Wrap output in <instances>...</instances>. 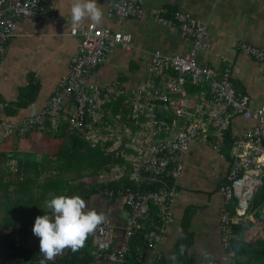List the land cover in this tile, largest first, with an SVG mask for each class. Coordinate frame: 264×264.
<instances>
[{
    "label": "crops",
    "instance_id": "0c3cea01",
    "mask_svg": "<svg viewBox=\"0 0 264 264\" xmlns=\"http://www.w3.org/2000/svg\"><path fill=\"white\" fill-rule=\"evenodd\" d=\"M112 1L97 0L103 15L96 26L131 33L133 48L128 51L120 46L114 47L105 62L93 71L91 85L101 88L119 85L129 92L148 79L154 51L186 54L191 43L182 37L179 27L158 23L152 15L158 13L163 17H173L176 12H183L202 20L208 28L210 49L200 54V63L215 69L231 65L236 91L249 95L253 108H264V63L242 53L238 47L240 42H247L264 49V0H143L147 15L123 21L110 14ZM47 2L59 15L71 20L69 9L72 0ZM82 24L92 22L85 18ZM79 45V38L68 39L58 35L50 21L32 17L22 19L0 62V100L8 104L7 109H0V120L9 117L18 121L43 111L60 86L61 79L70 73ZM189 91L198 95L199 101L203 97L210 99L208 84L190 85ZM71 103L68 100L66 105ZM8 110L13 112L12 116L8 115ZM254 125L253 120L235 114L225 131V142L220 150L199 141L191 144L184 156L183 172L175 184L178 200L174 221L154 252L147 248L145 236L136 235L127 253L128 264H229L221 234L225 206L223 187L229 183L233 156L239 152L233 148V137ZM66 128V125H61L57 132H34L24 137L17 134L6 136L0 128V243L10 238L18 245L14 264H40L43 256L32 226L37 216L50 211L45 201L61 194L78 195L86 201V210L104 213L105 220L100 224L110 221L114 226L113 250L120 249L126 242V221L130 211L120 199L110 198L103 192V186L118 188L111 185L116 182L109 181V176L104 178L108 171L92 177L86 171L82 174L59 171V162L63 160L58 153L63 143L60 136L63 131L70 135ZM93 148L103 151L100 146ZM25 155H33L36 161H42L47 172L27 178L28 182L24 184V175L19 174V168ZM49 178H65L79 187L70 193L67 189L59 194L48 190L44 196L38 184ZM125 184L131 185L129 181ZM93 187L96 190L92 191ZM262 206L256 209L257 213H263ZM23 209L27 212V224L6 230V219H16ZM158 221L159 213L153 209L139 233L154 230ZM253 222L254 225L244 233L246 241L264 237L261 234L263 222ZM77 250L81 253L78 258H72L76 250L66 247L47 264H110L105 257H98L91 234ZM9 260L8 263L4 257L0 264H11Z\"/></svg>",
    "mask_w": 264,
    "mask_h": 264
},
{
    "label": "built area",
    "instance_id": "2783aa9c",
    "mask_svg": "<svg viewBox=\"0 0 264 264\" xmlns=\"http://www.w3.org/2000/svg\"><path fill=\"white\" fill-rule=\"evenodd\" d=\"M109 11L119 21L147 15L143 0H113ZM152 15L158 23L178 26L182 37L191 43L189 51L184 55L154 51L148 79L126 92L119 85H91L90 77L114 47L133 48L131 33L92 24L73 27L72 21L59 15L47 0H0V62L25 18L50 21L58 35L80 40L72 69L61 79L46 108L18 121L5 117L0 128L6 136L24 137L34 132H57L66 125L68 134L102 147L112 157L113 163L103 176L122 185L116 189L107 186L103 192L129 208L126 242L120 249H112L114 226L110 221L99 224L90 234L98 257H105L110 264H128L131 241L144 229L153 209L158 211L159 221L154 230L144 234L151 251L174 221L178 200L175 184L191 144L199 141L220 150L233 115L253 120L254 126L233 137V148L239 152L233 156L229 183L223 187L222 241L229 264H237L231 247L233 226L255 221L257 211L252 203L264 185V108H253L250 96L236 91L231 65L215 69L200 63V54L210 49L208 28L202 20L183 12L173 17ZM238 47L264 63L263 48L247 42ZM203 84L210 87V99L199 101L189 86ZM68 100L72 101L70 106L66 105ZM7 105L0 100V109H7ZM127 181L131 185H126Z\"/></svg>",
    "mask_w": 264,
    "mask_h": 264
},
{
    "label": "trees",
    "instance_id": "16d2710c",
    "mask_svg": "<svg viewBox=\"0 0 264 264\" xmlns=\"http://www.w3.org/2000/svg\"><path fill=\"white\" fill-rule=\"evenodd\" d=\"M8 115L12 116L13 112L8 110ZM61 134L60 138L63 139V143L58 151L59 155L63 157V160L59 162V171L61 173L76 172L78 174H82L86 171V173L92 177L98 175L104 170H109V166L113 162L111 156L106 155L100 148L91 147L89 143L80 136H70L67 135L65 131ZM57 135L58 134H56V137ZM43 172H47L46 166H42V161H36L33 155H25V159L20 162L19 174L24 175V184L28 182L27 178L31 179L32 176L38 177ZM79 184L81 185V183ZM111 185L119 187L120 183L116 182ZM38 187L44 192L45 196L48 190H53L59 194L63 192V190L67 189V192L70 193L71 191L76 190L79 186L72 184L71 181L65 178H49L40 182ZM103 188H105V186H103ZM94 189L96 190V187H93L92 191H94ZM23 192H25V190H23ZM9 203L12 202L9 201ZM252 204L253 210H256L260 206L264 205V185L256 193ZM11 218L13 217H9L5 221L6 225L4 228L6 230L27 224V212L24 209L20 212L16 219ZM9 221L13 222L9 223ZM255 221H261L263 222L262 224H264V215L256 213ZM254 223L255 222L253 221H248L246 223L233 226L234 237L232 239L231 247L236 254L237 264H264V237L260 236L259 238L251 241H246L244 239L245 231L250 229ZM140 234L141 236H144V231L138 233L137 235L139 236ZM16 250H19L18 245L15 241L7 238L0 243V259L8 257L12 261L11 264H14L13 259L17 255ZM80 255L81 253L76 250V252L72 254V258H78Z\"/></svg>",
    "mask_w": 264,
    "mask_h": 264
},
{
    "label": "clouds",
    "instance_id": "9594fccd",
    "mask_svg": "<svg viewBox=\"0 0 264 264\" xmlns=\"http://www.w3.org/2000/svg\"><path fill=\"white\" fill-rule=\"evenodd\" d=\"M69 11L73 27H79L85 18L98 25L103 15L97 0H72ZM45 204L50 211L37 216L32 226L43 256L40 264H47L66 247L75 251L83 246L87 236L105 220L104 213L86 210V201L78 195H57Z\"/></svg>",
    "mask_w": 264,
    "mask_h": 264
},
{
    "label": "rangeland",
    "instance_id": "374dc122",
    "mask_svg": "<svg viewBox=\"0 0 264 264\" xmlns=\"http://www.w3.org/2000/svg\"><path fill=\"white\" fill-rule=\"evenodd\" d=\"M7 214H8V215H10V214H12V213H9V212H7ZM2 215H3V213H2ZM261 234L264 236V229L262 230V233H261ZM7 259H8V261H7V262L9 263V261H10V260H9V258H8V257H7ZM7 262H6V263H7Z\"/></svg>",
    "mask_w": 264,
    "mask_h": 264
}]
</instances>
